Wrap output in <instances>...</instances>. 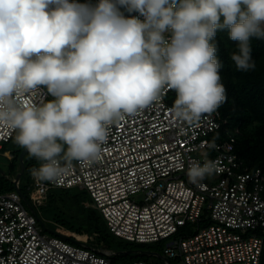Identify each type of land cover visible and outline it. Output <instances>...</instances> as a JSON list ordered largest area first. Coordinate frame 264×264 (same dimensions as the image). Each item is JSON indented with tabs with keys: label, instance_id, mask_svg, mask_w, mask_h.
I'll list each match as a JSON object with an SVG mask.
<instances>
[{
	"label": "clouds",
	"instance_id": "obj_1",
	"mask_svg": "<svg viewBox=\"0 0 264 264\" xmlns=\"http://www.w3.org/2000/svg\"><path fill=\"white\" fill-rule=\"evenodd\" d=\"M117 5L145 20L125 18ZM262 21L264 0H0V127L43 161L30 169L34 180L59 184L73 161L99 158L114 122L159 101L165 87L176 93L178 121L216 112L226 99L211 43L217 29L239 41L231 59L248 71ZM39 86L54 99L18 103ZM218 171L215 161L193 162L188 181L203 186Z\"/></svg>",
	"mask_w": 264,
	"mask_h": 264
},
{
	"label": "built area",
	"instance_id": "obj_2",
	"mask_svg": "<svg viewBox=\"0 0 264 264\" xmlns=\"http://www.w3.org/2000/svg\"><path fill=\"white\" fill-rule=\"evenodd\" d=\"M73 2L95 7L100 0ZM117 7L125 18L145 20L138 11ZM170 36L165 33L166 39ZM33 92L18 103L40 105L49 96L44 86ZM175 98V91L165 87L159 101L114 122L99 158L73 161L59 184L31 175L28 196L21 189L0 192V264H111L112 252L88 242L90 234L39 218L35 206L50 189L72 187L87 191L92 201L85 205L98 211L114 237L138 244L163 242L158 257L166 264L170 259L177 264H261L264 170L248 166L239 155V128L219 109L189 124L174 117ZM15 133L0 127V151ZM213 142L215 147H209ZM205 159L215 161L219 171L203 186L189 183V166Z\"/></svg>",
	"mask_w": 264,
	"mask_h": 264
},
{
	"label": "trees",
	"instance_id": "obj_3",
	"mask_svg": "<svg viewBox=\"0 0 264 264\" xmlns=\"http://www.w3.org/2000/svg\"><path fill=\"white\" fill-rule=\"evenodd\" d=\"M212 43L217 49L216 58L221 65L218 69L221 76L220 83L225 88L226 96L225 101L218 109L228 119L230 125L238 126L239 128V133L236 134V150L239 155L248 166L260 167L264 170V38L253 36L249 39L251 61L254 62L255 68L248 71L238 70L235 62L231 59V54L237 51L239 41L230 39L229 29H218ZM45 102H47V99ZM4 143L1 152L6 150ZM21 150L22 147L18 149L11 159L16 160ZM23 161L24 169L27 167L28 173H30V169L36 166L31 162V159L28 165L24 158ZM4 175L5 172L0 168V192L13 190L14 177L6 179ZM51 191H48L47 198L55 203V198ZM67 191L62 190L61 194H57V196L64 205L68 201L73 206L70 208L74 210L76 222L69 225V227H74L79 233L85 232L90 235H97V237L108 241L107 237L110 233L105 229L106 226L103 220L102 224L100 223V215L98 216L95 209L85 208L80 205L76 196ZM24 194L26 195V193ZM63 206V212L58 211V214L53 216L55 221L60 223L67 220L64 214L66 210ZM70 215L69 217H71ZM261 264H264V251H262Z\"/></svg>",
	"mask_w": 264,
	"mask_h": 264
},
{
	"label": "rangeland",
	"instance_id": "obj_4",
	"mask_svg": "<svg viewBox=\"0 0 264 264\" xmlns=\"http://www.w3.org/2000/svg\"><path fill=\"white\" fill-rule=\"evenodd\" d=\"M262 27H264V24H261ZM54 99V97L49 94V97L47 98V101H50ZM17 133H15L14 137L7 143H4L5 154L3 151H0V168L5 172V178L11 179L12 177H15V175L18 172H21L20 178H19V185L24 193L28 195L27 186L30 184L32 178L30 177V173H28V168L23 169L21 171V162L19 159V155L17 156V159L13 160L11 159L15 153H17L18 149L21 148L16 142H15V136ZM66 149V145L64 146ZM10 157H8V155ZM63 155V153L61 154ZM26 161V164L28 165L31 162H33L34 165H40L41 161L38 160L35 157H31L28 153L23 157ZM24 164V161H23ZM2 175V174H1ZM55 189V190H54ZM50 189L52 190L51 193L55 198V203H53L52 200L46 198L43 200L42 204H39L35 206V210L38 213L39 218L44 221L46 224L58 226L60 222L55 221V217H53L55 214H58V211H62V206L64 205L62 202L59 201L57 194H61L62 190H68V193L73 194L76 196V199L78 202H80V205H83L85 208H89L85 205L86 202L90 203L92 201L91 197L85 190H81L77 187L72 188H54ZM62 203V204H61ZM70 207H73L70 202L66 201L63 208L66 210L64 211V214L67 218L66 221H64L63 226H65L69 231H76L74 227L69 225L75 224L76 220L74 219L75 213L74 210ZM68 208V210H67ZM94 209V208H92ZM96 213L99 216V213L97 210H95ZM63 212V211H62ZM72 214V215H70ZM84 214V213H82ZM69 215L71 217H69ZM100 223L102 224V218L99 216ZM72 227V228H71ZM106 229V227H105ZM77 232V231H76ZM85 233V232H84ZM89 239L88 242L93 244H100L103 245L105 248L109 249L112 252L111 256V264H129L130 262L134 260H150L151 258L155 259V264H166L165 260L160 259L158 255H161L163 251L164 243H145V244H138L135 242H130L123 240L118 237H114L111 234L107 237L108 241H105L97 235H88ZM131 251V252H128ZM114 258V259H113ZM170 264H177V261L174 259H170Z\"/></svg>",
	"mask_w": 264,
	"mask_h": 264
},
{
	"label": "water",
	"instance_id": "obj_5",
	"mask_svg": "<svg viewBox=\"0 0 264 264\" xmlns=\"http://www.w3.org/2000/svg\"><path fill=\"white\" fill-rule=\"evenodd\" d=\"M26 152H27V151H26L24 148H22V150H21L20 153H19V159H20L21 167H22L21 171H23V169H24L23 157H24V155H25ZM20 175H21V172H18V173L15 175V177H14V189H16L18 192H21V191H20V188L17 187L16 182L19 180ZM24 200H25V202H27L26 199H24ZM128 252H129V251H128Z\"/></svg>",
	"mask_w": 264,
	"mask_h": 264
}]
</instances>
